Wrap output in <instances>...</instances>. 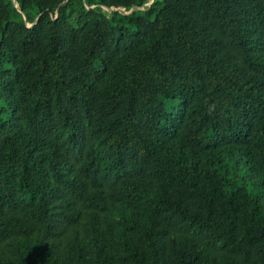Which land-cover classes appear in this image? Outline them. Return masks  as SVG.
Here are the masks:
<instances>
[{
    "label": "trees",
    "instance_id": "trees-1",
    "mask_svg": "<svg viewBox=\"0 0 264 264\" xmlns=\"http://www.w3.org/2000/svg\"><path fill=\"white\" fill-rule=\"evenodd\" d=\"M17 3L0 264H264V0Z\"/></svg>",
    "mask_w": 264,
    "mask_h": 264
},
{
    "label": "rangeland",
    "instance_id": "rangeland-1",
    "mask_svg": "<svg viewBox=\"0 0 264 264\" xmlns=\"http://www.w3.org/2000/svg\"><path fill=\"white\" fill-rule=\"evenodd\" d=\"M109 13H112L113 11L109 10L107 11ZM167 108L169 109V111H173V109H176L178 106H177V103H172V104H167Z\"/></svg>",
    "mask_w": 264,
    "mask_h": 264
},
{
    "label": "water",
    "instance_id": "water-1",
    "mask_svg": "<svg viewBox=\"0 0 264 264\" xmlns=\"http://www.w3.org/2000/svg\"><path fill=\"white\" fill-rule=\"evenodd\" d=\"M14 3H15V6H16L17 8H19L18 3H17V0H14ZM151 4H152V3H150V5H151ZM108 9H109V8H108ZM110 10L115 11V10H118V9L112 8V9H110Z\"/></svg>",
    "mask_w": 264,
    "mask_h": 264
},
{
    "label": "clouds",
    "instance_id": "clouds-1",
    "mask_svg": "<svg viewBox=\"0 0 264 264\" xmlns=\"http://www.w3.org/2000/svg\"><path fill=\"white\" fill-rule=\"evenodd\" d=\"M106 11H109L110 9H112V8H110V9H108V7H103ZM116 9V8H115ZM122 9H118V10H115V11H121ZM112 11V10H111ZM114 12V11H113ZM112 12V13H113Z\"/></svg>",
    "mask_w": 264,
    "mask_h": 264
}]
</instances>
